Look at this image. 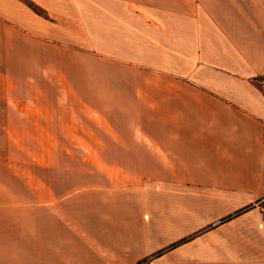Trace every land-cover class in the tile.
I'll return each instance as SVG.
<instances>
[{"label":"crops","instance_id":"crops-1","mask_svg":"<svg viewBox=\"0 0 264 264\" xmlns=\"http://www.w3.org/2000/svg\"><path fill=\"white\" fill-rule=\"evenodd\" d=\"M263 76L264 0H0V138L82 156L7 149L0 264H264Z\"/></svg>","mask_w":264,"mask_h":264},{"label":"rangeland","instance_id":"rangeland-1","mask_svg":"<svg viewBox=\"0 0 264 264\" xmlns=\"http://www.w3.org/2000/svg\"><path fill=\"white\" fill-rule=\"evenodd\" d=\"M2 84V83H1ZM16 89L12 91V96L16 98L26 99L28 95L26 82L25 80L20 83H16ZM2 88V87H1ZM0 98H4L6 94V90L0 89ZM41 95V92H40ZM52 96H54L52 94ZM59 107H40V110L46 111L47 113H51L56 115L59 113ZM67 112L65 116L66 127L63 128L62 125L57 123H52L50 126V130L52 134H59L60 128L62 130H67L66 132L69 135V128L74 130L73 119H74V108ZM1 127V126H0ZM81 141V140H79ZM85 141V140H84ZM75 145V139L72 138H54V139H13L8 140L5 138H0V159H4L1 161H5L7 156V149L11 148V155L6 160L8 161H16L18 163L22 162H34V163H42V162H51V163H59V162H76L80 161V155H63L60 154L59 151L61 148H66ZM50 152V153H49ZM36 173H40V177L42 171L36 170Z\"/></svg>","mask_w":264,"mask_h":264},{"label":"built area","instance_id":"built-area-1","mask_svg":"<svg viewBox=\"0 0 264 264\" xmlns=\"http://www.w3.org/2000/svg\"><path fill=\"white\" fill-rule=\"evenodd\" d=\"M260 84H261L262 89L264 91V76L260 79ZM262 214L264 215V210H262Z\"/></svg>","mask_w":264,"mask_h":264},{"label":"trees","instance_id":"trees-1","mask_svg":"<svg viewBox=\"0 0 264 264\" xmlns=\"http://www.w3.org/2000/svg\"><path fill=\"white\" fill-rule=\"evenodd\" d=\"M32 8L36 10V8L32 5ZM144 261L138 262L137 264H143Z\"/></svg>","mask_w":264,"mask_h":264}]
</instances>
